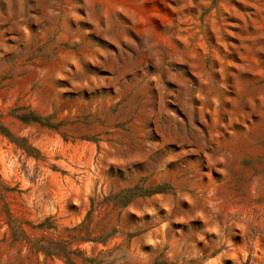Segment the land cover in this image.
<instances>
[{"label":"rangeland","instance_id":"374dc122","mask_svg":"<svg viewBox=\"0 0 264 264\" xmlns=\"http://www.w3.org/2000/svg\"><path fill=\"white\" fill-rule=\"evenodd\" d=\"M0 264H264V0H0Z\"/></svg>","mask_w":264,"mask_h":264},{"label":"trees","instance_id":"16d2710c","mask_svg":"<svg viewBox=\"0 0 264 264\" xmlns=\"http://www.w3.org/2000/svg\"><path fill=\"white\" fill-rule=\"evenodd\" d=\"M137 194H138V192L134 188V189H124V190L120 191L117 195L123 196L125 198V201L123 203V206H124L128 200L132 199ZM91 212H92V209H90L87 212V215L83 221H81L78 225H76L70 229V230L77 231V233L76 234H70L68 236L69 238H68L67 244H70L74 241H78V242L91 241L94 243L102 242L105 244L107 239H109L113 236L112 233L106 234L103 238L92 236L91 232H89V229L85 223V220H87L89 218ZM67 262L71 263L69 256L67 257Z\"/></svg>","mask_w":264,"mask_h":264}]
</instances>
